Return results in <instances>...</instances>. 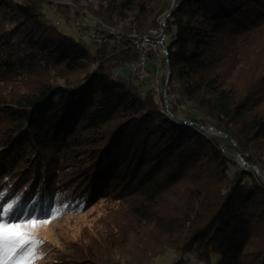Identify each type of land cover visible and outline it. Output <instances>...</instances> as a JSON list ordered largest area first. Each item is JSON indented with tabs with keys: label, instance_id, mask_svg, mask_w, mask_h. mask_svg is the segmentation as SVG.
<instances>
[{
	"label": "trees",
	"instance_id": "obj_1",
	"mask_svg": "<svg viewBox=\"0 0 264 264\" xmlns=\"http://www.w3.org/2000/svg\"><path fill=\"white\" fill-rule=\"evenodd\" d=\"M106 3L100 23L123 31L86 45L50 21L51 2L0 0V206L18 218L102 203L104 231L72 246L75 264L171 253V264H264V179L201 128L220 130L264 175V69L241 88L222 64L252 48L264 0L178 2L164 41L167 107L153 69L130 70L166 1ZM186 180L184 206L165 208Z\"/></svg>",
	"mask_w": 264,
	"mask_h": 264
},
{
	"label": "rangeland",
	"instance_id": "obj_2",
	"mask_svg": "<svg viewBox=\"0 0 264 264\" xmlns=\"http://www.w3.org/2000/svg\"><path fill=\"white\" fill-rule=\"evenodd\" d=\"M45 1L51 2L54 7L46 8V15H48L50 21L70 35L83 39L86 45L91 44L94 36L100 37V40L102 39L101 36H104L106 40L112 42V37L109 35L117 36L119 32L123 31V23L118 20L114 19L110 23H100V20H102L101 17L105 19L110 18L108 14H106L107 17L103 16L105 14V8H107L106 0ZM102 31L105 34H102ZM143 37L149 38V33ZM249 40L252 42V48L251 45L243 48L242 55L239 54L237 61L230 58L226 59L225 63H222L224 64L223 72L233 71L231 81L234 85L241 88L246 87L247 83L251 81L252 76L264 69V26L252 31L249 34ZM154 47L156 46L148 43L144 44L143 48L146 50L145 55L148 56L149 53H154L148 56L149 59L146 61V65H148L149 69H153L152 76H156L159 80L157 90H162L165 80L161 85V79L162 77L166 79L167 67L169 66L163 64L162 57L158 58L157 55L160 54V50ZM145 70L148 72L146 67ZM187 105L189 106V104ZM201 128L208 134L219 137L226 152L228 153L230 152L229 150H233L235 160L239 165L246 168L235 143L231 139L226 138L220 130L212 126ZM48 181L50 180L44 178L40 180L41 184L48 183ZM50 183H56L61 186L57 181L52 182L51 180ZM190 184L188 180L183 181L171 193V196L166 199L164 207L170 209L173 206L175 210H178L180 206H184L185 202L183 197L186 194H184V189L186 187H190L191 189ZM63 206H55L43 215L34 216L31 213L25 215L24 212H19L20 216L18 218L13 217V222L17 223L33 219L38 221V223L36 227L29 230V234L34 239L28 244H25L22 249L9 251L8 245H5L2 256L3 264H75V261H70L69 259V256H71V259H74L73 251L71 250L72 246H82L83 243L78 244V242L85 241L86 236L93 237L94 241H92V245L93 242L97 241V236L95 237L94 233L96 231L103 233L104 231L100 225V220L105 217L103 215L105 214L106 207L102 203H96L83 211L75 212L72 211V208L68 209ZM173 257L172 253L160 256L153 264H171ZM189 258L191 261L189 264H199L192 255Z\"/></svg>",
	"mask_w": 264,
	"mask_h": 264
},
{
	"label": "snow or ice",
	"instance_id": "obj_3",
	"mask_svg": "<svg viewBox=\"0 0 264 264\" xmlns=\"http://www.w3.org/2000/svg\"><path fill=\"white\" fill-rule=\"evenodd\" d=\"M14 211L15 205H8L7 208L0 206V264H3L2 256L6 244L9 251H16L34 239L29 234V230L36 227L38 221L33 219L18 223L13 222Z\"/></svg>",
	"mask_w": 264,
	"mask_h": 264
},
{
	"label": "bare ground",
	"instance_id": "obj_4",
	"mask_svg": "<svg viewBox=\"0 0 264 264\" xmlns=\"http://www.w3.org/2000/svg\"><path fill=\"white\" fill-rule=\"evenodd\" d=\"M166 1V7L165 9L162 11V13L157 17V21H156V27L152 28L149 31V38L143 37L140 38L139 41H147V40H156V41H162V49H163V53L161 54V57L163 59V61L165 62V64L167 65V51H166V47L164 45V39L166 38V28L162 27L164 20H165V24L167 25V18L170 16L171 11L177 6L178 2L180 0H165ZM171 4V5H170ZM98 41H100V37H98ZM109 41V40H108ZM130 70L132 71V63L130 64ZM115 72H118V70H115ZM148 77V75H142V79ZM150 82L152 83V81L150 80ZM220 150L223 153H227L224 146H220Z\"/></svg>",
	"mask_w": 264,
	"mask_h": 264
},
{
	"label": "built area",
	"instance_id": "obj_5",
	"mask_svg": "<svg viewBox=\"0 0 264 264\" xmlns=\"http://www.w3.org/2000/svg\"><path fill=\"white\" fill-rule=\"evenodd\" d=\"M166 26L167 25L165 24V20H164L162 27L166 28ZM165 39L163 41H165ZM93 40L98 41V37L94 36ZM110 41H112V40H110ZM139 42H140V44H139ZM145 43H148V44L153 45V46L155 45L160 50L159 51L160 56L157 55L158 58L161 57V54L163 53L162 41H156V40L138 41L137 47L140 49V54H139L138 58L132 62V71L131 72L140 79H142V75H148L146 70H145L146 61H147V55H145L146 50H145V48H143ZM156 47H154V48H156ZM150 80L152 81V84L158 85L159 80L156 76H151Z\"/></svg>",
	"mask_w": 264,
	"mask_h": 264
},
{
	"label": "water",
	"instance_id": "obj_6",
	"mask_svg": "<svg viewBox=\"0 0 264 264\" xmlns=\"http://www.w3.org/2000/svg\"><path fill=\"white\" fill-rule=\"evenodd\" d=\"M168 78H169V67H167V76H166L165 83H164L163 88H162V93H163V98H164L165 107H167L166 89H167V80H168ZM175 118L178 119V120H180V121H182V122H185V123H189V124H190V122L185 121V120H182V119H180L179 117H175ZM243 164H244L246 167H250V168L254 169L255 172L257 173V175H258L260 178L264 179V175L261 174V173L259 172V170L257 169V167H256L255 165H249V164H247L244 160H243Z\"/></svg>",
	"mask_w": 264,
	"mask_h": 264
}]
</instances>
